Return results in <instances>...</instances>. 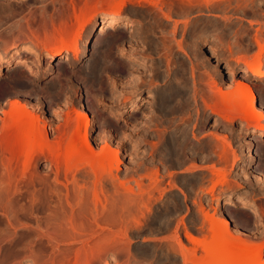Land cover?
Here are the masks:
<instances>
[{
	"label": "rangeland",
	"instance_id": "374dc122",
	"mask_svg": "<svg viewBox=\"0 0 264 264\" xmlns=\"http://www.w3.org/2000/svg\"><path fill=\"white\" fill-rule=\"evenodd\" d=\"M70 1L0 0V54L5 55L7 59L0 63V135L4 127V111L9 113L8 119L13 117L11 102L14 100L26 104L35 115L42 116V121L49 122L51 140H55L57 127L63 125L66 112L70 110L72 115L77 116L79 112L86 111L89 121L87 133L85 126L82 127L84 129L79 134L80 137L83 139L84 135H87L93 144L94 152H99L104 145L112 146V149L118 151L120 169L117 171L113 168V171L118 173L127 185L132 186L133 191L127 193L122 189L120 192V202L117 204L119 207L116 206L121 210V217L114 222L111 214L116 193L110 180L109 165L104 173L102 203H97V206L92 195L93 178L86 174L88 167H84L77 175L80 184L84 186V192L89 195L84 193L86 197L83 195L85 199L82 204L77 203L75 196L77 197L78 188L75 189L72 182L73 172L68 171L66 176L69 165L65 157L67 156V161L69 158V161H74L69 155L70 152L61 148L54 153L55 161L46 155L34 154L29 157L31 147L24 133L17 130L16 139L9 138V148L11 151L16 150L19 155L14 160V170L9 167L12 172L8 171L9 168L5 164L11 157L9 151L2 152L0 145V194L4 192L3 196L0 195V264H34L30 257L33 252L38 253L40 250L46 264L52 257L59 261L55 260L56 264H61V261L65 262L63 264H75L78 252L82 258L79 264L84 263L81 260L87 253L88 264H180L181 257L177 258V262L168 255L166 239L173 233L169 221L176 219V222L184 218V221L191 224L190 229H196L203 220L198 209L202 206L210 213L216 212L218 218H224L223 215L230 212L234 225L232 231L241 235L244 233L242 236H248L252 244L264 241V134L259 132L260 128L256 125L245 127L239 117L233 122L222 121L216 113L206 108L203 101V97L208 99V95H212L207 84L209 79L213 83L209 76L212 74L216 82L224 81L222 90L219 91L221 96L218 94L222 103L220 105L219 102L218 107L223 110L227 107L233 109L230 106L234 101L227 98L231 99L237 90V81L243 80L241 75L247 68L241 60L232 66H228V63L232 57L239 55H245L250 60L256 58V38L264 40V0H214L210 7L205 4L201 6L200 0L199 4H195L197 6L194 10H190L189 6L185 9L181 0H164L166 3L164 2L163 9L166 12L171 11V20L164 19L163 13L152 4H147L145 0H138L134 4L128 2V6L126 5L120 14L135 25L137 35H129L119 26L110 28L106 35L108 44L102 45L96 52L94 42L99 34L101 21L113 14V10L103 5L78 39L80 56L73 61L65 60L67 55H72L71 50L60 48L63 53L52 56L55 45L60 46L54 43L55 37L53 43L47 46L35 41L36 45L32 37L33 33H37L41 39L45 38L46 33L52 34L51 20L58 22L59 13L70 5ZM223 15L230 19L224 18ZM44 20L48 23L47 30L44 28ZM249 20L254 23L251 24ZM175 21H178L177 31L173 34ZM70 36L69 34L63 37ZM180 40L187 54L179 48ZM14 42L20 46H32L37 53L24 52L21 47L11 51L10 45ZM135 55L137 58L146 56L148 62L137 60ZM99 56L104 58L101 57V62L94 66ZM261 56L258 61L257 58L255 60L258 63L260 61V64L257 63L260 65L259 72L264 67V51ZM192 69L195 72L194 77ZM250 82L258 94V103L262 105H254L256 121L260 114H264V82L254 79ZM176 87L178 92H182L178 94L177 91H171L177 90ZM150 92L158 94L152 103L145 99ZM171 93L176 98L179 95L178 98L169 95ZM223 93L228 94V97ZM135 96L141 99L142 103L133 107L131 101ZM169 97H172L171 103L168 102ZM180 97L185 99L183 105ZM165 103L175 108L172 109L164 105ZM166 110H173L174 113L168 114ZM11 114L12 116H9ZM18 121V118L14 119L13 124L16 125ZM259 121L264 128V120ZM169 122L170 127L166 125H169ZM253 131H256V138L249 145L252 135L254 136ZM67 133L66 135L70 136L69 133L72 132L68 130ZM219 135H226L232 144L229 149L233 153L229 152L228 161L219 156L221 151L216 147V144L221 145V141L217 140ZM182 140V143L190 142L183 145L180 143ZM11 141L14 142L13 146L18 148L14 149ZM171 141L176 144L173 145ZM171 147H175L173 149L176 152L180 148L183 150L180 149L178 154L172 152L174 155H171ZM215 148L218 151L213 153ZM234 153L237 155L235 158L232 156ZM194 165L198 168L194 169ZM199 166L204 168L200 169ZM212 168H226L228 184L220 183L221 186L217 183L215 193H202L201 189L210 188L217 179L216 173H212ZM155 170H158V177L162 179L159 181L161 187L159 186L158 190L154 189V184L151 186L150 177L145 176ZM8 172H14L10 175L11 179L7 176ZM142 176L143 188L140 189L136 179L140 180ZM175 183L176 186H173ZM178 187L185 190V196ZM141 190L144 191V200L135 195ZM67 194L75 206L76 213L80 211L81 206L87 208L86 219L76 220L78 226L76 225L75 229H72L67 220H56L51 225L46 221L52 211L60 213L63 209H68ZM11 203L18 208H28L22 209V213H25L14 218L16 229L6 222L7 207ZM94 216L99 218V224L95 222ZM138 219L143 220L142 225H137ZM126 229L128 235L124 236L122 234ZM181 231L183 235L185 230ZM116 233L119 235L112 236ZM23 236L24 244L17 246L12 253L9 248L10 240ZM109 237L112 240L108 241ZM104 241H108L109 248L107 244V247L105 244L102 246ZM111 241L113 243H110ZM112 244L114 248H111ZM101 247H106L107 250H101ZM20 252L21 256L18 255Z\"/></svg>",
	"mask_w": 264,
	"mask_h": 264
},
{
	"label": "bare ground",
	"instance_id": "6f19581e",
	"mask_svg": "<svg viewBox=\"0 0 264 264\" xmlns=\"http://www.w3.org/2000/svg\"><path fill=\"white\" fill-rule=\"evenodd\" d=\"M145 1L147 2V4L150 3L153 6H155L158 10H160L163 13L164 17H165V18L163 17L164 19H169V20L172 19V16L173 15H171V11L167 9L168 11L166 12V10L164 11V9H163L164 2H165L164 0H145ZM213 1L214 0H202V3H200L201 2L200 0H181L180 2H182V4L184 3L183 6L185 7V9L187 8V6H189L190 7V10L191 9L194 10L193 8L195 6H197L195 4H199L200 3L201 6L203 4H205L207 7H210L213 4ZM70 2H71L70 5H68L65 9L62 10V12L59 13V20H58V22H56L55 19H52L51 20V25L53 26V32H51L52 34H47L46 33L44 39H41V37L37 33H33V35H32L33 39H35L33 42L36 41L37 43L38 42L39 43H42L41 45H43V46H47L48 44L53 43L52 41H53V38L55 37V40H54L55 42L54 43L55 44H60V46L55 45L54 51L53 52L51 51L52 52V56H55V55H58V54H62L63 52L61 51V49H66V50H71L72 55H67L65 57V60H69V61L77 60L79 58V56H80V49H79V46H78V39L80 37H82V35H83L85 29L87 28L88 24L92 20H94L96 18V15L98 14L99 9L102 8L103 5H106L107 6L106 7L107 9L113 10V14L108 15V16H106V17H104L102 19V21H101L102 23H101V25L99 27L100 30H98L99 31L98 33L99 34L95 38L94 51L96 50V52H97L99 49H101L99 47H101L102 45L105 46L106 44H108V41L106 40V37H107L106 35H107V32H109V29L110 28L119 26V27H121V30H123L124 32H127L129 35L136 34V32H137V29H136L135 25L131 21L125 20L124 19V16H122L120 14V11L124 7H126V5H127L128 2H131V3L134 4L135 2H138V0H71ZM185 3H187V5ZM142 4H144V3H142ZM170 8H172V7L170 6ZM223 17L226 18V19L229 18V17H227L225 15H223ZM72 20H74V21L72 22ZM70 22H72V23L70 24ZM249 22L251 24L254 23L253 20H249ZM177 23H178V21H175V26H174V29H173V32H172L173 34H175L176 31H177ZM47 27H48L47 20H44V28L46 30H47ZM69 34L71 35L70 37H63L64 35H68L69 36ZM124 35H126V34H124ZM29 39H30V37H29ZM33 39L31 38V40H33ZM263 41L260 38H258V37L256 38V43H257V46H258V52H257V55H256L257 61H258V59L260 58V56L262 55V53L264 51V42ZM36 42H35V44H36ZM85 43H86V41H85ZM85 43H83V47H85L84 46ZM178 44H179V48L182 50V52H184V53L187 54L186 49L182 46L183 43L181 44V40L178 42ZM10 46H11V49H10L11 51L14 48L16 49V48H20L21 47V48H24V52L37 53L36 52V49L33 48L32 46H28V45L27 46H22V45L20 46V44H18L16 42L12 43ZM11 51H10V53H12ZM101 57L99 56V58L96 60L97 63L94 66H96L97 64H99L101 62L102 58H104V57H102V58ZM135 58L137 60L140 59L141 61H144V63L145 62L146 63L148 62V58L146 56H142L141 55V57L139 56L137 58L136 55H135ZM248 58L245 55H239L236 58H233L232 57L231 58V61L228 63V66H232V65H235L237 63L236 61H238V60L240 61L241 60V61H243L244 65H246V68H247L246 70L243 71V74L241 75L242 76L241 78H243V80L242 81H237V86H236L237 87V90L235 88L236 91L231 96V99H230V97H228V94L225 95L223 93L226 97L229 98V99L227 98V100L234 101V104L229 103V104H232L230 106V107H233L232 110L231 109H228L229 107H227V106H225V108L227 107V109H228L229 112L226 111L227 109L226 110H223V109H221V108L218 107L222 103V102H220V99H218V98H220V96H221L220 93H219V91L222 90L221 87H222V81L223 80L222 81H219L220 83L219 82H216L213 79L212 74L209 75V76L212 79L213 83L210 81V79L207 82L208 87H209V90L212 93V95H208V97L210 96L208 99L203 97V101L205 103L206 108H209L213 113H216L220 117V119L222 121L225 120L226 122L227 121L228 122H233L236 119V117L237 118L239 117L244 122L245 127H250V126L256 125L258 128H260V131L259 132L261 134H264V128L261 125L262 123H260V121H259V120H264V114L263 113L260 114L259 115L260 117H258V119L255 121L256 111L254 109V105L256 103L258 104V107H262V105H260L258 103V99H257V95L258 94L256 93V91H255V89L253 87V84L250 82L252 79L257 80V81H260V82H264V67L259 72L260 65H258V64H260V61L258 63L257 61H255L256 58H254L253 60L252 59L250 60ZM5 60H7L6 59V56L3 55V54H0V63L5 62ZM63 60H64V58H63ZM62 62H65V61H62ZM99 68L100 67L98 65V69ZM94 69L96 70V67ZM141 74H143V73H141ZM194 75H195V72H194V69H192V76L194 77ZM138 81H140V80L138 79ZM137 84H138V82H137ZM134 86H136V85L134 84ZM126 87L127 86H125V90H126ZM170 87H171V85H170ZM131 88H133V87H131ZM227 88H229V87H227ZM176 89L177 90H171V91L172 92L173 91H175V92L177 91L178 92V88L177 87H176ZM125 90H124V92H125ZM224 90L222 92H224ZM226 90H228V89H226ZM232 90H234V89H232ZM229 91H231V90H229ZM124 92H123V96H124ZM169 92H170V90H169ZM181 92L179 90L178 94L181 93ZM125 94L127 95L126 92H125ZM161 94H162V92H161ZM164 95H165V93H164ZM167 95H168V93H167ZM169 95L172 96L173 93H171ZM180 95H182V94H180ZM186 95L188 96V94H186ZM178 96L179 95H177V98H178ZM187 96H185V97H187ZM229 96H230V94H229ZM141 97H143V96H141ZM157 97H158V94H156L155 92L154 93L153 92H150V93H148V95L146 96L145 99L148 100L149 102H151L153 99H156ZM165 97H166V95H165ZM174 97L176 98V96H174ZM171 98L172 97H169L168 98V102H170V103L172 102L171 101ZM162 99L163 98L161 97V100ZM194 99L196 100V98H194ZM178 100H176V101L178 102ZM227 100H226V102H228ZM181 101H183V103L181 102L182 105H183L185 99L182 100V98H181ZM131 102H132L133 107L139 106L142 103L141 99L136 98V96H135V99H133ZM162 102H164V99H163ZM162 102H161V106H162ZM165 102H167V100H165ZM219 102H220V105L218 104ZM11 104H12V109H11L12 112L11 113L13 114V117H12V119L9 118V119H11V121H10L8 119V114L9 113L7 114V112L4 111V117H2V120L4 122L3 123L4 124V127H3L2 134L0 135L1 151L2 152L9 151V154L11 156L8 159V163L9 164L7 163V161H5L6 166H8V168L11 166V168H12V169L9 168L8 171L10 169L11 170H14V166H13L14 160L19 156L17 154V151L16 150L11 151V149L9 148V146H10L9 145V140H10L9 138L13 137V138L16 139V137H17V130H19L22 133H24V137H25V139L27 140V142L29 143V145L31 147V152L29 153V157H32L34 154H37V155H46V156H49L52 161H55L54 160V153H56L61 148H64L66 151L70 152L69 155L71 156V158H73L74 161L73 162L69 161V160H71L69 158V160H68L69 162H68L66 160V157H67L66 155L67 154L65 155L66 156L65 157V161L69 165V167L66 169V176L68 174V171H72L73 172L72 182L75 185V189H76V187L78 188V193L76 192L77 197L75 196V198H77V203L82 204V201H84V199L86 197L85 195H89V193L86 194V192H84V190H83V187L84 186L82 184H80V182H79L80 181V178H78L79 175H77V173H79L80 171H82V168H84V167L87 168L88 167L87 168L88 170H86L87 171L86 174H88L89 176H91L93 178V180H92L93 181L92 195H93V200L95 202V206H97V203H99V202L102 203V195L104 194V187H103L104 186L103 180H104V177H105L104 176L105 175L104 173H105V170H106L105 168H107V166L109 165V167H110L109 174L111 176L110 177L111 178L110 180H112L113 187L115 189L114 192L116 193L115 196H114V198H113L114 199L113 200L114 203H113V208H112L113 211H112V214H111V219L114 222L118 221L120 219V217H121V210L118 208L119 207L118 206L119 205L118 202H120V198H119L120 197V192L122 191V189H125L124 191H127V193H131L133 191V188H132V186L127 185L128 183H126L125 181H123L119 177L118 173H114V171H113V168L116 169L117 171L120 169V158H119V155H118V151H115L114 149H112V146H109V145L108 146H105L104 145L103 147H101V149H100L99 152H94L93 147H92L93 144L91 143L90 139L85 134V133H87V129L86 128L88 127V124H89L87 112L86 111H81V112H79L77 114V116L72 115V113L69 112L70 110L68 112H66L65 113L66 117H65V120H64L63 125L61 124V125H59L57 127V135H56L55 140H51L50 139V135H49L51 133L50 132V129H49L50 127H49V124H48L49 122L47 123L46 121H42V119H41L42 116L40 115L41 116L40 117L38 114L35 115L33 113L34 111L33 110H32L33 112L30 111L31 109L29 110L28 109V106H26V104H22V103H20L19 101H16V100L12 101ZM175 104H176V102H175ZM69 105H71V104H69ZM164 105H167V104L165 103ZM169 105H167V106H169ZM67 106H68V103H67ZM172 106L173 105H171L169 107H171L172 109L175 108V107H172ZM68 107H70V106H68ZM165 108H166V106H165ZM179 109H178V112H179ZM230 110L232 111L231 113H230ZM161 111H163V110H161ZM182 111H184V110H182ZM167 112H169L168 114H171V112L174 113L173 110H171V112L168 110ZM62 113H64V111ZM12 114L9 115V116H12ZM165 114H167V113H165ZM175 115H176V113H175ZM16 118H18L19 121L15 125V124H13V120L16 119ZM44 119H46V117ZM8 121H10V122H8ZM189 121H187V122H189ZM83 124H85V125H83ZM166 125L168 127H170V122H169V125L168 124H166ZM84 126H85V129L82 128ZM171 127H172V125H171ZM185 128L183 129V131H185ZM82 129L85 130V133H84L85 134L84 135L85 137L83 139L79 135L80 133H82L81 132ZM68 130H69V132H70V130L72 132V133H69L70 136H67L68 135V133H67ZM186 130H188V129H186ZM168 131H169V129H168ZM183 131H181V132H183ZM188 132H190V130ZM255 132L256 131H253L252 133L254 134ZM186 133H187V131H186ZM186 133H183V135L186 134ZM164 135H166V134H164ZM173 135H174V133H173ZM192 135H194V133ZM216 135H218V134H216ZM169 136H170V134H169ZM175 136H174V138H175ZM186 136H188V134H186ZM177 137H179V136L177 135ZM252 137L253 138L250 139V143H248L249 145H251V141L253 142L255 140L254 139V138H256L255 137V134H254V136L252 135ZM184 138H185V136H184ZM164 140L166 141V139H164ZM186 140H187V137H186ZM217 140H219V142L221 141V145L220 144H216V147L219 149V152L221 151L219 153V156L221 157V159L224 158V160L228 161L230 159L229 158V152H230V154L232 152L229 149V148H232V144L229 142L230 140L228 141L226 135L225 136L224 135L223 136L219 135L217 137ZM13 141L10 142V144L12 143V146H13V143H14ZM182 142H183V140L180 143H182ZM186 142L189 143L190 141L189 142L186 141ZM186 142L185 143H182V144L183 145L184 144H187ZM174 143H173V145H174ZM177 143H179V142H177ZM182 144H180V145H182ZM164 145H165V143H164ZM180 145H177V146L182 147ZM15 147H17V146L16 145L13 146L14 149H16ZM175 147H176V145H175ZM175 147H173V148H175ZM173 148H172V151H171V155H174V153L176 152ZM217 148H215L216 150L215 149L214 150L212 149L213 150V153H214V151H218ZM176 149H178V148H176ZM179 150H177L176 154H178V151ZM181 150H183V149H181ZM167 151H169V150H167ZM172 152H174V153L172 154ZM162 153H164V151ZM179 153H182L183 154V152H179ZM2 154H4V153H2ZM235 155H236L235 153L232 155V156H234L233 158H235ZM76 162H78L80 164H76ZM220 162H222V161H220ZM215 163H217V162H215ZM220 166H221V164H220ZM193 167H195L194 169L198 168L197 165H194ZM193 167H192V169H193ZM26 168H27V164L25 165L24 171L26 170ZM199 168L200 169H203L204 167L201 168L199 166ZM225 169H221V168L218 169V168H216V169H213L212 170V173L214 172V175L216 173L217 176H215V177H217V179L216 178H213V179H216L215 182L211 179L212 182H214L213 185L210 188H208V189L207 188L201 189L202 190V193L203 192H205V193H207V192H209V193H215L214 192V189H215L217 183L219 185H221L220 183H222V185L225 184V183L228 184L227 183L228 182L227 181L228 180L227 179L228 178L227 177L228 176L227 175L228 173L226 174V171L227 170H225ZM9 172L7 173V176H9L8 178H10L11 177L10 175H12L14 173L13 172L11 174ZM158 174H159L158 170H155L154 172H151L148 175H145L146 177H150L149 179L152 182L151 186L154 184L153 186L155 187L154 188L155 190H158V188L161 187V184H160L161 182L159 183V181L160 180L162 181V179L160 177H158ZM212 175L213 174H211V176ZM143 177L144 176H142L140 178V180L139 179H136L137 180V185L139 186L140 189L143 188ZM83 181H84V179H83ZM173 186H176V183ZM66 187H68V184L67 183H66ZM178 189H179V191H181V194H184V196H185V194H186L185 193V190L182 187H178ZM164 190L165 189H163V191ZM75 191H77V190H75ZM1 193L2 194H0V195L3 196L4 195V192H1ZM84 193H85V195H84ZM68 194L66 196V203L69 205L68 206V209H63L62 211H60V213H56V212L53 213V211H52V213L50 214V216L48 218H46V221H48V224L51 225L56 220H59V221L60 220H62V221L63 220L66 221L67 220L70 223L72 229H75L78 226L77 223H76V220L77 221L78 220H80V221L82 220L83 221V219L85 218L86 213H87V208L81 206L80 207V211L76 213L75 206L71 202V199H70V197H69ZM152 194H153V191L150 192V197H151ZM135 195H139L141 197V199H143V197H144V191L141 190V191H139V193H137ZM143 200H141L142 203H144ZM198 204L201 205L200 202ZM20 207L18 208V206L14 205L13 203H11V205H9L7 207L8 216L6 217L7 218L6 219V222L13 229H16L17 228V227H14V225H15L14 224V220H16L14 218L17 217L19 214H24L25 213V211H24V213H22V211L25 209V207H22V206H20ZM204 208L205 207H203V206L201 208L200 207L198 208V209H200L199 212L201 213L203 220H201L202 222L198 226H196V224H195L196 229L192 228L193 230H195V232L192 229H190V227H191L190 225L191 224L189 225L186 221H184V218H183V220L182 219L181 220H177L176 222H174L176 219L174 221H173V219L172 220L169 219L170 220L169 221V226L173 227V229H172L173 230L172 235L170 234L171 236L169 235L170 237H168L166 239V242L168 244V246H166V247H168V250L167 251H168V255H169L170 258H172L174 261H177L178 262L177 258L178 257H181V260H180L181 263L180 264H264V259H263L264 258L263 257L264 241L261 240V241L257 242V244H255V243L252 244V242H250L251 239L249 240L248 239V236H242L244 233L241 235L238 232H235L234 230L232 231V228H234V225H233V220H232V217H231L230 212H227L226 215L224 214L223 215V216H225L224 218H218L217 217L218 215L215 214L216 212L215 213H213V212L210 213L207 209H204ZM25 210H28V208L26 207ZM10 214H11V216H10ZM173 214H174V211H173ZM173 214H171V216ZM94 220H95V222L97 224H99V218L97 216H94ZM2 221L4 222V220H2ZM62 221H60V222H62ZM136 221H137L136 222L137 225H142L143 224V222H142L143 220H141V219H138ZM70 225H69V227H70ZM181 229H184L185 230V233L183 235L180 233ZM127 231L128 230L126 229L123 232L122 235L127 236L128 235V232ZM25 234L27 235L26 232H25ZM117 235H119V234H117V233L116 234H112V236H117ZM16 237H14V238L10 237V239L12 238V240L9 239L11 241V242H9L10 243L9 244L10 245L9 248L11 249V252L12 253L15 252L14 249L17 246H19L22 243L24 244V241H25L24 240V237L25 236H23L20 239H17ZM107 239H108V241L112 240L110 237L107 238ZM103 240H106V239H103ZM103 240H102V242H103ZM113 240H114V237H113ZM108 241H104L105 243H103L102 246H105L107 244L109 246L107 247V245H106V247L109 248L110 247V244L108 243ZM110 243H113V241H111ZM26 246L28 247V245H26ZM99 246H100V244H99ZM106 247H101L100 249L106 251L107 250ZM114 247L115 246H113V244H112V247L111 248H114ZM22 248H23V246H22ZM19 250H20V247H19ZM87 250L88 249H86V251ZM92 250H94V249H92ZM92 250L90 251L91 253H92ZM37 251H38V249H37ZM41 251L42 250H40V252ZM83 251H85V249ZM40 252H38V253H34L33 252L32 253V251H31V253L33 255L30 258L33 259L34 264H46L44 262V259H43L42 254H40ZM20 254H22V253L20 252L18 255H20ZM85 254H86V252H85ZM87 255H88V253H87ZM87 255H86V257H87ZM13 257H14V255H13ZM86 257H84L83 260H81V261L84 262V263L86 261L85 264H88L89 263V258H87V260H86ZM29 259H25V261L26 260H29ZM32 259H30V260H32ZM80 259H82V258L80 257V252H78V253H76V261H75V264H79ZM23 260L24 259H22V261ZM55 260L56 259L54 257H52L50 259V262L47 261V263L48 264H56L55 262L57 260L56 261ZM25 261H24V263H25ZM174 261H172V262H174ZM57 262H59V261H57ZM63 262L64 261H61V264H63ZM22 263L23 262H20V264H22ZM29 263H30V261H29ZM84 263H82V264H84ZM31 264H33V263H31Z\"/></svg>",
	"mask_w": 264,
	"mask_h": 264
}]
</instances>
